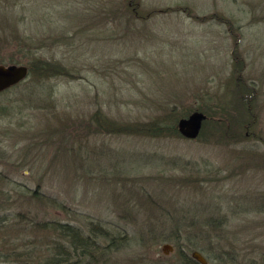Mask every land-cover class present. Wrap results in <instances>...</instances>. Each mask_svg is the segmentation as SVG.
Here are the masks:
<instances>
[{"label": "rangeland", "instance_id": "rangeland-1", "mask_svg": "<svg viewBox=\"0 0 264 264\" xmlns=\"http://www.w3.org/2000/svg\"><path fill=\"white\" fill-rule=\"evenodd\" d=\"M33 56L64 69L0 91V264L58 222L125 234L93 264H264V0H0V63Z\"/></svg>", "mask_w": 264, "mask_h": 264}, {"label": "trees", "instance_id": "trees-1", "mask_svg": "<svg viewBox=\"0 0 264 264\" xmlns=\"http://www.w3.org/2000/svg\"><path fill=\"white\" fill-rule=\"evenodd\" d=\"M16 44L19 48H26V52L29 51L31 48H33V44L31 45L29 37L22 36L18 38L16 41ZM35 47V45H34ZM30 61L27 64L28 67V75L35 76L37 78L41 76H51L55 75L56 73H61V70L64 69V67L57 63L58 61H49L43 57L40 56H33L29 59ZM14 61V60H13ZM60 66V67H59ZM18 83L15 85H12L13 87H16ZM12 87V88H13ZM141 126V127H140ZM173 128L177 131L176 125H172ZM165 127V123H161V119L157 121V123L153 124L152 122H149L148 125H135L132 128H135L137 130H144L150 132L155 128L156 131H160L162 128ZM153 128V129H152ZM130 129V128H129ZM33 197L35 196L36 200H40L43 197L38 194L36 190H32ZM59 224L54 223V229L59 232V235L63 237L64 243L61 241H54L53 245V254L49 262H45L44 264H93V261L95 256H98L96 254H108L111 251H115L119 246H121L124 243V237L125 234L121 235V239L118 241L116 237L110 236L111 232L109 229H102V227L98 224L94 226V224H90V228L93 231V234H97L101 236L103 239L107 240L108 242L104 244H100V241H96L94 238L90 237V235H86L82 232L81 228L77 225H73L70 223H62L58 222ZM40 222L36 225H38ZM43 224V223H42ZM45 224V223H44ZM50 227L49 222L46 223V226ZM46 229V228H45ZM120 232H118L119 234ZM117 234V236H119ZM97 237V236H96ZM33 246H36L35 242L32 244ZM31 245V246H32ZM51 249V247L46 246V250ZM36 252H33L31 247L23 254L18 256H25L26 258V264H29L28 259H30V256L35 254ZM190 263L192 264H200L196 260H194L191 255L187 258Z\"/></svg>", "mask_w": 264, "mask_h": 264}, {"label": "water", "instance_id": "water-1", "mask_svg": "<svg viewBox=\"0 0 264 264\" xmlns=\"http://www.w3.org/2000/svg\"><path fill=\"white\" fill-rule=\"evenodd\" d=\"M28 74V67L24 64H2L0 63V91L23 80ZM205 114L201 111H192L177 121L178 132L186 138H195L201 129ZM169 245H164L166 252ZM191 257L200 264H207L206 258L197 250L191 252Z\"/></svg>", "mask_w": 264, "mask_h": 264}]
</instances>
